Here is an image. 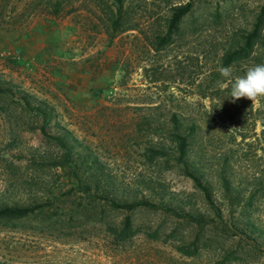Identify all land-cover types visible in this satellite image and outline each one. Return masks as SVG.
I'll return each instance as SVG.
<instances>
[{
	"label": "rangeland",
	"instance_id": "1",
	"mask_svg": "<svg viewBox=\"0 0 264 264\" xmlns=\"http://www.w3.org/2000/svg\"><path fill=\"white\" fill-rule=\"evenodd\" d=\"M184 1L127 0L134 28L110 40L84 9H37L0 27V48L30 61L0 55V206H35L0 219V264H264V98L233 103L217 71L230 67L234 80L264 64V51L222 64L264 0H193L182 36L154 49ZM41 18L58 30L32 49L28 28ZM56 135L78 176L57 164L66 148Z\"/></svg>",
	"mask_w": 264,
	"mask_h": 264
},
{
	"label": "trees",
	"instance_id": "2",
	"mask_svg": "<svg viewBox=\"0 0 264 264\" xmlns=\"http://www.w3.org/2000/svg\"><path fill=\"white\" fill-rule=\"evenodd\" d=\"M126 1L127 0H29L28 3H25L24 6H21V8L17 9L12 0H0V27L9 29L14 26H18L27 18V16L35 12L37 9L50 18L72 14L74 11L84 9L85 12L83 16L85 18H91L94 15H98L101 23L104 25L107 38L110 40L114 35H116L117 32L134 28L133 24H128L127 22V8L129 4ZM192 7L193 0H186L184 2L175 3L170 6L169 14L165 19V31L161 34H156L155 43L153 46L154 49L158 50L162 47H165L176 37L182 36L180 30L182 21L184 17L189 14ZM263 26L264 5L260 7L252 27L246 32L245 36L241 40L242 42L239 45L234 46V48H229L228 51L223 54L222 64L224 66H228L241 59L252 56L257 57L259 54L263 55ZM259 49L260 51H258ZM113 98H116V96H113ZM40 109L41 108L38 105L34 107L36 112H38V110L41 111ZM41 112L43 113V118H45L48 114V112L45 110ZM42 130L45 131L43 127ZM173 135L176 140L177 158L180 161H183L185 163V167L187 168L189 164L186 161L189 149L188 134L182 132L179 128V125L176 124ZM50 137L56 139L63 148H66L62 156H60L61 160H58L57 164L63 168L67 166L70 169V172H73L74 175L78 176L77 164L73 161L70 162V148L66 144L63 137L59 135ZM68 160L70 161L68 162ZM187 171L192 177L193 181L200 189H202L206 199H209V191L207 190V187L201 183L197 174L189 170ZM70 174L71 173H68V175ZM98 178L99 177L96 178V181H101ZM78 182L82 183L81 180ZM86 189H88V186H86ZM111 201L112 205H125V207H133V204L118 203L114 200ZM34 209L35 206L28 204H3L0 206V219L25 217L33 212ZM201 219V216H195L196 222L200 225ZM129 222L130 218L126 217L125 228L129 226Z\"/></svg>",
	"mask_w": 264,
	"mask_h": 264
},
{
	"label": "clouds",
	"instance_id": "3",
	"mask_svg": "<svg viewBox=\"0 0 264 264\" xmlns=\"http://www.w3.org/2000/svg\"><path fill=\"white\" fill-rule=\"evenodd\" d=\"M224 81L230 84V94L232 102L247 98L254 103L259 98H264V64H257L249 67L245 75L232 79L230 67H219L217 69Z\"/></svg>",
	"mask_w": 264,
	"mask_h": 264
},
{
	"label": "crops",
	"instance_id": "4",
	"mask_svg": "<svg viewBox=\"0 0 264 264\" xmlns=\"http://www.w3.org/2000/svg\"><path fill=\"white\" fill-rule=\"evenodd\" d=\"M57 27L52 21L41 20L33 22L28 28V44L31 48L36 49L39 45H43V42L50 41V36L57 33ZM54 36V35H53ZM39 49V48H38Z\"/></svg>",
	"mask_w": 264,
	"mask_h": 264
},
{
	"label": "built area",
	"instance_id": "5",
	"mask_svg": "<svg viewBox=\"0 0 264 264\" xmlns=\"http://www.w3.org/2000/svg\"><path fill=\"white\" fill-rule=\"evenodd\" d=\"M0 55L3 56H8L10 58H13L14 60H21L23 61L26 65H29L30 61L28 58H24L23 54L16 48H0Z\"/></svg>",
	"mask_w": 264,
	"mask_h": 264
}]
</instances>
